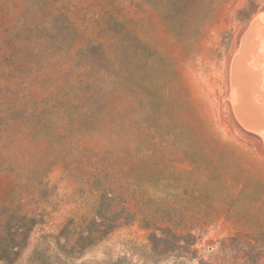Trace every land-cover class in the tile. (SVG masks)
<instances>
[{
	"label": "rangeland",
	"instance_id": "374dc122",
	"mask_svg": "<svg viewBox=\"0 0 264 264\" xmlns=\"http://www.w3.org/2000/svg\"><path fill=\"white\" fill-rule=\"evenodd\" d=\"M263 12L264 0H0V211L37 220L0 264H264V129L233 80ZM92 219L117 222L76 246Z\"/></svg>",
	"mask_w": 264,
	"mask_h": 264
},
{
	"label": "bare ground",
	"instance_id": "6f19581e",
	"mask_svg": "<svg viewBox=\"0 0 264 264\" xmlns=\"http://www.w3.org/2000/svg\"><path fill=\"white\" fill-rule=\"evenodd\" d=\"M240 39V53L235 56L233 61V80L238 84L239 87V110L241 115L254 125L253 127H255V129H264V102L262 99V102L257 104L253 96V92L258 87L259 73L252 69L255 64L252 66L253 62H251L254 60V58H262L264 56V12L256 16V18L246 28ZM257 64L258 63L256 61V65ZM259 67L262 68V66ZM261 78L264 79L263 76ZM233 92L231 91V94ZM259 100L261 101V99Z\"/></svg>",
	"mask_w": 264,
	"mask_h": 264
},
{
	"label": "trees",
	"instance_id": "16d2710c",
	"mask_svg": "<svg viewBox=\"0 0 264 264\" xmlns=\"http://www.w3.org/2000/svg\"><path fill=\"white\" fill-rule=\"evenodd\" d=\"M95 222V219L90 220L88 225L78 233L73 241L76 246L84 248L93 244L107 235L117 221L108 227L99 224L100 227L96 231L92 229ZM36 223L35 217L21 213L15 208L6 207L0 211V262L11 263L18 257L21 249L26 246L30 232ZM85 240L86 242L82 243Z\"/></svg>",
	"mask_w": 264,
	"mask_h": 264
},
{
	"label": "water",
	"instance_id": "95a60500",
	"mask_svg": "<svg viewBox=\"0 0 264 264\" xmlns=\"http://www.w3.org/2000/svg\"><path fill=\"white\" fill-rule=\"evenodd\" d=\"M263 123H264V121H263Z\"/></svg>",
	"mask_w": 264,
	"mask_h": 264
}]
</instances>
